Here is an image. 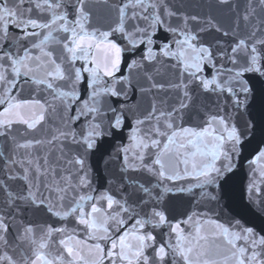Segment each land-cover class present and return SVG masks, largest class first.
<instances>
[{
	"label": "snow or ice",
	"instance_id": "snow-or-ice-1",
	"mask_svg": "<svg viewBox=\"0 0 264 264\" xmlns=\"http://www.w3.org/2000/svg\"><path fill=\"white\" fill-rule=\"evenodd\" d=\"M0 264H264V0H0Z\"/></svg>",
	"mask_w": 264,
	"mask_h": 264
}]
</instances>
